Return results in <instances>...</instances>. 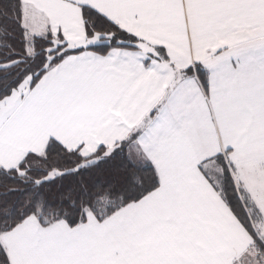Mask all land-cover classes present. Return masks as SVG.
<instances>
[{
  "label": "snow or ice",
  "instance_id": "snow-or-ice-1",
  "mask_svg": "<svg viewBox=\"0 0 264 264\" xmlns=\"http://www.w3.org/2000/svg\"><path fill=\"white\" fill-rule=\"evenodd\" d=\"M0 264H264V0H0Z\"/></svg>",
  "mask_w": 264,
  "mask_h": 264
},
{
  "label": "rangeland",
  "instance_id": "rangeland-1",
  "mask_svg": "<svg viewBox=\"0 0 264 264\" xmlns=\"http://www.w3.org/2000/svg\"><path fill=\"white\" fill-rule=\"evenodd\" d=\"M45 139H46V137H45ZM35 147H37V149H38L37 151H42V149H43V140H40V141L36 142ZM231 240L234 243H240L241 242L240 236L238 234H236V233H232Z\"/></svg>",
  "mask_w": 264,
  "mask_h": 264
},
{
  "label": "crops",
  "instance_id": "crops-1",
  "mask_svg": "<svg viewBox=\"0 0 264 264\" xmlns=\"http://www.w3.org/2000/svg\"><path fill=\"white\" fill-rule=\"evenodd\" d=\"M34 150H36V151H37V150H38V149H37V147H35V149H34Z\"/></svg>",
  "mask_w": 264,
  "mask_h": 264
},
{
  "label": "trees",
  "instance_id": "trees-1",
  "mask_svg": "<svg viewBox=\"0 0 264 264\" xmlns=\"http://www.w3.org/2000/svg\"><path fill=\"white\" fill-rule=\"evenodd\" d=\"M38 152H40V151H38Z\"/></svg>",
  "mask_w": 264,
  "mask_h": 264
}]
</instances>
